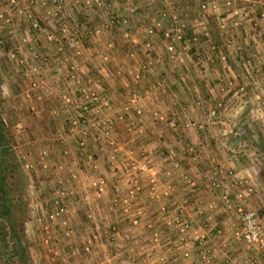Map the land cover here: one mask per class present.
I'll list each match as a JSON object with an SVG mask.
<instances>
[{
  "label": "crops",
  "instance_id": "obj_1",
  "mask_svg": "<svg viewBox=\"0 0 264 264\" xmlns=\"http://www.w3.org/2000/svg\"><path fill=\"white\" fill-rule=\"evenodd\" d=\"M228 1L231 2V5H227L225 0L210 2L208 9L200 17L199 26L202 28H193L192 22L188 20L186 21L188 30L190 33L196 34L206 44L207 38L204 37L203 31H201V29H204L222 51L221 39L223 33L219 29V24L224 22L230 41L232 40V47L239 48L236 57L231 55V63L240 72L244 61L238 60L237 57L239 59L244 56L247 57H244L245 60L258 69L260 85L264 89V19H260L258 16L261 11H264V0L254 3H246L244 0ZM51 3H47L45 8L38 6L35 10L46 22L45 31L47 32L58 33L61 30L59 24L63 19L70 29L73 28L75 31H77L76 29L91 30L94 37L99 34L98 39L100 41L97 42L96 46L105 48V44L107 42L112 43V40L117 44L119 42L124 43L120 38V33L115 34V32L130 29V27L132 31L137 29L140 31L141 34L133 33L131 38L133 44H127L128 48L133 49L135 47V50L140 51V54H136L134 58L135 54L130 56L131 53L128 50L126 52L121 50L125 46H120L122 53L118 49H114L107 55L109 56L108 63L110 64L108 65L110 66L114 62L119 63L123 68L128 67V71L136 69L138 64L145 61L149 56L148 54L145 57L142 53L144 52V46H147L144 45L142 39L146 37L151 39L150 45L154 51L153 55L151 53L153 58L151 61L159 58L162 59V63L153 62L149 71L143 75L138 83L131 80L127 73L126 81L123 77L119 79L118 86H114L115 89L112 90V94L115 99L118 98V101H116L118 108L126 102L131 93L137 95L136 105L129 106V111L123 117V122H119L117 125L123 127L124 122L128 124L131 120H135L138 125L137 128L140 129L136 130L133 137L141 139V143H149L151 145L150 149L154 150L155 148L157 152L160 151L165 156L159 158L157 180L150 182L136 173L123 174L121 172L122 174H120L119 170L114 171L113 163L108 157V147H103L102 150L91 148L94 149V154L98 151L94 169H89L86 165H83L82 157L77 156L75 138L67 142L66 149H69V152L65 154V157L61 155L60 149H52L55 161L60 162L61 159L59 164L61 168L53 170L56 186L63 185L65 182L67 186L71 184L70 187L76 193V198H79L85 204L77 207L81 210L75 216L62 214L54 223V229L51 232L58 234L57 237H59L67 229L72 230L73 225H76V223L81 225L88 221L90 226L86 229L87 234L95 236L86 257L84 255L74 257L68 255V253L65 254L66 250L74 247L67 246L68 241L63 244L57 241L63 255L65 254L63 257L66 256L65 259H62L64 263L61 260H56L58 264H250L251 258L256 256L259 258L257 264H263L261 259L264 257V251L258 252L253 248H247L243 242L235 240L233 233L238 227V222L234 217V213L217 207L218 203L215 195L206 188L207 185L202 179L205 171L211 166L223 164L230 167V160L235 155L229 156L226 151L219 149L217 142L221 143L222 139L215 134L207 135L200 132L199 134L189 133L188 136H181L179 133H174L175 129H170L172 126L170 122H174L173 116L175 114H177L175 125L179 123L181 125L187 120L185 112L188 117H193L195 121H198L197 116L201 117L200 110H197V114H192L193 106H189L195 100H205L212 105L214 99L224 101L234 93H238L235 90L238 86H235L234 92L221 93L219 82L227 79L229 81L231 79L240 81L231 70H228L229 72L221 71L217 55L206 52V50L192 49L186 51L182 49L181 45H178L184 65H179L175 71L171 70L172 64L161 58V55H166V53L162 50L164 43L160 37V32L170 25L169 22L171 21L167 20L168 18L170 20L172 13H180L186 8V0H172L171 5L167 6L159 4L157 1L146 2L141 0L140 3H137L136 9L138 8V11L136 14L131 15L133 16L131 21L128 19L130 25L116 27L109 33L99 30L101 29L99 26L103 22L102 16L104 14L102 12H99L102 14H97L96 10L85 9L80 5L73 4L71 12H62L57 16L60 19L54 20V18L47 17L49 10L53 9L54 6ZM29 4H31V0ZM118 4L119 6L116 8L110 9L109 7L108 10L103 11L106 14L109 12L118 16H129L127 9L129 2L120 0ZM235 9L238 11V15H234ZM1 12L6 16L9 15L7 5L0 1V14H2ZM196 15H198L197 12H191L192 17ZM12 17V26L14 31L17 34L19 33V36L16 38L15 35L13 42L11 40L6 42L8 46L16 47L18 51L20 49L19 52L25 56L28 50L27 47L34 46L36 38L34 39L30 35L23 21L14 15ZM94 28L99 30L98 34L95 33ZM5 29L0 25V57L3 55V58L8 57L9 61L14 62L15 59L10 57L9 50L6 54L3 53L2 46H5V41L1 37L5 33ZM148 30H152V34H149ZM84 41L80 40V43L82 44ZM39 43L43 46L49 44L43 37H40ZM80 43L78 41V46L81 45ZM120 54H123V61L120 59ZM98 58L96 56L94 59H85L88 63L98 64L100 63L97 60ZM199 69H203L205 75L200 76L198 74ZM159 81H162L163 85L167 87L159 88L157 85ZM108 84L110 86L109 82ZM108 89L111 91V88L108 87ZM137 110L139 113L136 112ZM154 113L164 114L165 116L159 122L160 120H157L158 118L155 117ZM199 123H201V120H199ZM41 125L44 126V123L41 122ZM119 136L120 141L133 143V137L128 139L122 130ZM247 138L243 141L239 140L247 143L248 147L244 150L245 153L236 156L241 159V173L247 175L251 184L255 187L250 205L258 209L260 222L264 227V161L262 160L264 159L262 156L264 153L262 150L257 149L256 144L258 141L256 137L251 135ZM42 141L43 137L35 139V142ZM187 145H192L199 150L200 154L196 162L189 159L185 160V157L182 158L179 154L178 151ZM168 157L181 161L183 164L182 170L191 179L195 180L194 193H189L186 187L188 185L181 182L177 175L170 178L160 176V171L165 167L164 164H166ZM75 174L77 175L76 180L73 177ZM71 177L72 181L70 180ZM100 178L105 179V191L99 198H96L92 195V183L97 182ZM62 179L65 182H62ZM42 183L44 184V181ZM166 186H175L171 192L172 195L167 196L165 194ZM38 195L39 202L37 203L39 204L43 201L44 205L52 208L53 203L56 202L51 198L52 193L49 194L47 191L42 196L39 191ZM58 202L64 205L70 204L65 198L59 199ZM122 202H126L127 206H131L129 215H123L120 212L121 208L125 206ZM193 202H196L197 206ZM180 207L182 208V214L179 215L178 208ZM45 210H47L46 207ZM41 212L43 211L41 210ZM36 217L39 220V215ZM131 218L136 219L137 224H133ZM186 218L192 222L193 231L186 234L187 237L184 241H179L177 238L178 223L176 221ZM149 223L153 225L152 229L145 227ZM106 225L114 227L117 239L109 240L104 236L103 231ZM148 227H150V224ZM81 229L84 231L83 227ZM195 230L197 233L204 235L203 240L194 237L196 236V234H193ZM68 232H70L71 237L80 236L81 234ZM61 239L64 240L65 238L62 236ZM57 259H60V257ZM40 263L48 264L47 258H44Z\"/></svg>",
  "mask_w": 264,
  "mask_h": 264
},
{
  "label": "rangeland",
  "instance_id": "obj_2",
  "mask_svg": "<svg viewBox=\"0 0 264 264\" xmlns=\"http://www.w3.org/2000/svg\"><path fill=\"white\" fill-rule=\"evenodd\" d=\"M0 1L3 2L4 5H7L9 9L8 16L4 15L2 12V14H0V25L6 28L4 30L5 33H3V36L1 37L3 41H5V46H2L3 53L6 54V52L9 50L11 55L10 57H12V59H15L14 62L10 59L12 61L11 63V61L7 59L8 57L3 58V55L2 57H0V118L4 126L10 133L11 143L9 145H11L12 148L11 160L14 165L13 174L10 178H8V181L11 182V212L15 219V235L17 234L21 244L23 245V249L15 248L14 245H12L9 241H7V239H5L4 233L0 228V264H41L40 261H42L44 258H47L48 264H58L56 260H61V262H63L62 259H65L66 256H63L66 253L74 257L82 255L86 257L90 244H92L93 240L95 239L94 235L92 236L91 234H87L86 229L88 226H90V224H88V221H85V224L82 223L81 225H78V223H76V225H73L72 230L67 229L63 233V235H59V237H57L58 234H54L53 232H51V230L54 229V223L57 222V220L61 216L56 219L53 225L49 224L45 213L41 212V215L40 211L44 210L45 207L49 208L50 206L47 207L48 205H44L42 200V203L40 205L41 208H39V205H37V202L39 201V191L41 196L45 194L46 191L51 194L52 190L57 184L56 180L54 179L55 174L53 170L61 168L59 167L61 159L59 160L60 162L55 161V156H53L54 153L52 152V149H60L61 155L65 157V154L69 152V149H66L67 142L70 141V139L75 138V151L77 152V156L82 157V164L91 169L88 166L89 162H87L83 156L78 154V140L81 137V133L79 131V128H76L66 120V113L63 112L64 108L61 107L60 101L58 99V89L63 85L65 76H68L71 73H75L81 78V81H83L88 88L95 89L96 91L104 94L106 93L109 99H111V103L116 106V101H118V98L115 99L114 95L112 94V90L115 89L114 86H118L119 79H122V77L126 81V78L128 76L127 71L129 68H123L119 63L117 64L114 62L111 63L112 66L108 65L110 63H108L109 56L107 55L110 54V51H114V49H118L120 53H122L121 50H124V52L128 50L129 53L135 54V58L136 54H140V51L135 50V47L133 49L128 48L127 44L132 43L131 38L133 33H141H139L140 31L138 29L136 31L130 30L131 27L130 29H123L119 32H115V34L120 33V38L124 43L119 42L117 44V42L112 40L111 47H107L110 43L107 42L105 44V48H103L101 46H96L97 42L100 41V39H98V31L102 30L109 33L112 30L116 29V27L118 28L125 27L124 25H130L128 19L129 21H131V18L133 17L131 15L136 14V12L138 11V8L136 9V7L138 6L137 3H140L141 0H128V7H134V11H128L129 16L123 17L117 15L119 23H116L113 26L109 25L108 27L107 20L111 13L107 12L106 14L104 12L105 9L102 5L99 8L88 6L84 3L83 0H31V4H29L30 0ZM116 1L117 3H120V0ZM49 2H52L51 4L54 6L53 9L49 10L51 13L48 12L49 14L47 15V17L54 18V20H59L60 17L57 16H59V14L62 12H71L73 4L80 5L85 9H92L94 11L96 10L97 14L99 12H102L104 15L102 16L103 22L99 26L101 29L97 30L96 28H94L96 30L95 33L98 35H95L94 37V33L91 30L76 29L77 31H75V29L73 28L70 29L66 26V23L63 19L59 24L61 30L58 33L45 31L46 22L35 10H37L36 8L38 6H42L43 8H45L46 4ZM118 6L119 4L117 5V7ZM28 11L32 14L33 20L39 24L41 30H37L32 27L31 22L26 15ZM13 15L23 21L30 35H32L34 39L36 38L34 41L35 45L27 47L28 50L25 56H23L19 52L20 49L18 51L16 47L8 46L7 44L9 40L13 42V38L15 39V35L16 38L19 36V33L17 34V32L14 31V27L12 26ZM125 32H128L130 35L127 40L123 38V34ZM40 37H43L49 44H46L44 46L40 45ZM160 37L162 38V31L160 32ZM80 40L85 41L81 44ZM142 40L145 43L144 45L150 43L151 41L149 37L143 38ZM78 41L81 44L80 46H78ZM120 46H125V48L121 49ZM143 50L144 52L142 53L145 55V57L148 54L149 56H151V53L152 55L154 54L153 49L149 51L147 50L146 46H144ZM162 50L163 52H165L164 45ZM120 55V59L123 61V54ZM231 55L235 57L234 54ZM96 56L99 57L97 60L100 61V63L98 64L90 61V63H88V61L85 59H94V57ZM244 57L238 60H241L242 62L244 61L242 64L246 63V65L251 68L253 72H256V70L258 69L251 65L249 61L245 60V58L247 57ZM161 58L168 60L167 54L161 55ZM231 61L232 60L230 58V63ZM169 64H172V71L177 70L179 65H184L183 61L175 63L169 61ZM32 66H35L37 68L36 73H30V68ZM164 66L166 65L164 64ZM236 68L237 67H234L232 63L231 65H229V70L234 72L233 74H235L237 79H239L240 81L233 79L229 81L227 79L219 82V84L221 93L228 91L234 92L235 86H238L237 89H235L236 91H238V93H234V95H231L230 98L224 101L220 99H214L212 101V105H210L209 102L205 100H195L194 102L189 104V106H193L191 110L192 114H197V110H200L201 117L199 115L197 116L199 118L198 121H195L193 117H188L185 112V118H187V120L191 121L194 124L193 129H191L190 131L183 130L182 123L181 125L180 123L176 124L178 125L176 126L175 120L177 118V114L173 116L174 126H171L170 129H175L174 133H179L181 136H188L189 133L199 134L200 132H203L207 135L215 134L216 136L220 137V139H222L221 143L217 142V146H219V149L226 151V154H229V156L244 154V150H246L248 146L246 142L242 141L243 139H248L247 137L252 135L253 137L257 138V149L259 151L262 150L264 153V89H262L263 87L262 85H260V74L257 73V76H255V78L253 76L249 78L244 74L243 65H241L242 71L240 70V72ZM221 71L229 72L227 69H223L222 67ZM129 77L131 78V80H133L130 75ZM44 78L47 80L46 89L50 90L51 93L43 91L37 92L30 89V85L34 80L39 81ZM88 78L92 79L90 83L87 82ZM108 82L110 83L111 87L109 86ZM251 86L255 88L254 94L251 92ZM108 87L111 88V91L108 89ZM115 108L116 109H114V114L111 112V116L113 115L115 116V119H117L116 114L118 113L117 110L119 108L118 106H116ZM212 111L215 112L214 116L210 114V112ZM71 112L76 115V112L74 110L71 109ZM107 115L108 113L104 112L102 118H106ZM159 115L162 118L165 116L164 114L160 113ZM110 119H112V117H110ZM123 120L120 122H123ZM199 120H201V123H199ZM41 122L44 123V126H40ZM159 122H161V120ZM117 123H119V121H113L111 127H109L108 130L110 137H112L115 141L111 147L106 143H101L97 147L89 140L86 142V152L93 153L94 149L91 148L102 150L101 148L108 147L109 157L110 154H112L113 147L114 149L118 148L119 152H141L142 150H144V148L141 146L143 145L145 149L151 150L153 153V165L155 173H157V175L154 176L153 180H157V176L159 174L157 168L158 161L160 160L159 158H164L165 156L162 154V152H157L155 148V152L153 149H150L151 145L149 143H141V139H135V137H133L136 130L140 129L139 127L134 129L128 126L129 123L127 124L125 122L124 124L126 125L124 126L123 124V127H121V125H117ZM121 130L127 135L128 139H132L133 137V140L135 141H132L133 143H130V141H120L119 134ZM38 137H43V141L35 142V139H37ZM89 137H87V140L90 139ZM60 139L61 141H59ZM240 139L242 140L241 142L239 141ZM178 152L182 156V158L185 157V160L189 159L188 155L186 154V147L181 148ZM97 153L98 151L94 154V159H97ZM262 156L264 157V154ZM135 160H137V155H134L131 158L128 157V155H122L120 158H118V160L112 161V163L114 162V171L117 172V168L119 167L118 172L120 174L133 173V170H128L126 172L125 169L130 166V164L127 163H135ZM262 160L264 161V159ZM171 161L178 162L182 168L183 164L181 163V161L168 157V159L166 160V164H164L165 167L160 171V176H163L164 178H170L169 176L165 175V172L169 170L168 168ZM231 161L232 160H230V163L232 164ZM29 163L33 167H36V172L29 171V168L25 169V165H28ZM137 175H141L143 178H146L150 181L151 176H146L143 174ZM76 176V174L73 175L74 180H76ZM42 180L44 181V184H41V182H43ZM70 180H73L72 177L70 178ZM49 181L52 182L49 183ZM97 181H99V179ZM62 182L65 181L62 179ZM63 184L66 189L74 192V190L70 187L72 186L71 184L70 186H67L66 182ZM28 186H36L38 190L37 194L33 196L34 201H32V199L30 201L28 199L25 201L24 196L28 191ZM74 194L76 197L75 192ZM68 201L70 202V204H68V207L69 209L71 208V210L67 213V216L77 215L78 211L80 212L81 210L77 207L85 204L79 198H77L76 201ZM127 207L130 208L131 206ZM217 207L221 208V204H219ZM34 210L36 212H34ZM122 210L123 209L121 208V213ZM256 210L258 212V209ZM31 211L34 212L33 215H30ZM37 215H39V220L36 217ZM1 222L2 220L0 218V223ZM149 224L150 227H148ZM149 224H146L145 227L147 229H152L153 225L151 223ZM46 225H50L48 226L47 230H45L44 228V226ZM82 227L84 231L81 229ZM262 228L264 229L263 226ZM68 231L81 234L80 236L75 235L71 237V234ZM103 233L106 238H109V240L117 239V236H115L114 227L112 226L106 225L104 227ZM62 236L65 238L64 240L61 239ZM57 241L60 242V244L68 241L67 246H73L74 248L66 250L67 252L65 251V254L63 255V252L60 250L61 248L57 245ZM23 251L25 255L28 256V263L24 261V257L22 254ZM59 257L60 259H57ZM116 260H118V258H116Z\"/></svg>",
  "mask_w": 264,
  "mask_h": 264
},
{
  "label": "built area",
  "instance_id": "obj_3",
  "mask_svg": "<svg viewBox=\"0 0 264 264\" xmlns=\"http://www.w3.org/2000/svg\"><path fill=\"white\" fill-rule=\"evenodd\" d=\"M84 3L88 6H94L99 8L101 5L104 7L105 10H108L109 7L116 8L117 7V1L116 0H83ZM124 2H128V0H122ZM146 2H155L157 1L159 4L162 5H171L172 0H144ZM213 0H186V8L182 10L180 13H172V16H170V20L168 18L167 21L169 22V26L166 29H162V40L164 43V49L167 54V59L171 61L172 63L175 62H182V57L180 55V51L178 49V45L182 46V49L189 51L192 49H196L198 51L206 50V52L209 53H215L217 56V61L220 63V66L223 69L229 70L230 58L231 54H234L236 57L237 51H239V48H233L228 31L225 28V23L219 24V29H221L223 33L222 37V45L223 50L221 51L218 47L215 41H212L209 37L208 33L204 29H201L203 31V35L205 38H207L206 44L203 43V41L194 33H190L188 30V26L186 24V21L190 20L192 22V26L195 29H200V17L201 14L204 13L209 5L210 2ZM227 5H231V2L228 0ZM246 3H254V2H262V0H244ZM65 2V1H64ZM63 4V2H62ZM64 6V4H63ZM135 9L134 7H128V11L133 12ZM191 12H197L198 15L192 17ZM27 17L29 18V21L31 22V25L34 29L41 30L39 24L33 20L32 14L28 11L26 13ZM234 15H238V11L235 9ZM246 15V14H244ZM259 18L264 19V11H261L259 13ZM235 22V21H234ZM107 27L113 26L116 23H119L118 17L115 13H111L107 20ZM236 23V22H235ZM149 34H152V30L147 31ZM130 37L128 32H125L123 34V38L127 40ZM147 50L151 51L152 46L150 43L146 44ZM112 44L109 43L107 47H111ZM132 55V54H131ZM130 55V56H131ZM106 59V58H105ZM153 58L151 56H147V59L140 63L136 69L129 70L128 75H130L133 79V81L138 82L142 79L143 75L149 71L151 64L157 63L161 64L162 59H155L151 61ZM237 59H239L237 57ZM167 60V61H168ZM168 61V62H169ZM244 68V74L246 77L257 76V73L259 72L256 70V72H253L251 68H249L245 63L243 64ZM28 71V70H27ZM37 68L35 66H32L30 68V73H36ZM198 74L200 76L205 75V72L203 69L198 70ZM65 81L61 88L58 89L59 92V101L61 104V107L64 108L63 112L66 113V120L68 123H71L76 128H79V131L81 133V137L78 140V154L83 156L87 162H89L88 166L91 169H94V153L86 152V142L91 141L94 143L97 147L99 144H108L110 147L114 144V140L109 135V127H111L112 122L114 121H122L124 114H126L129 110V106L136 105L138 98L137 95L134 93H131L129 95V98L126 100L124 104L120 106V108L117 110L118 113L116 114L117 119H115V116H111V112L114 114V109H116L114 104H112L111 99H109L108 95L105 93H101L99 91H96L95 89L88 88L83 81H81V78L75 74L71 73L68 76H65ZM67 78V80H66ZM92 79L88 78V83H90ZM46 82L47 80L44 78L42 80H34L31 85L30 89L37 91V92H48L51 93L50 90L46 89ZM158 87H165L163 85L162 81H159L157 83ZM251 92L254 94L255 88L251 86ZM38 94V93H37ZM39 98V97H38ZM253 98V95H252ZM222 105V103H221ZM220 106V104H219ZM71 109L76 112V115H74L71 112ZM106 112L108 115L106 118H102L103 113ZM139 113V111H136ZM212 116L215 115V112H210ZM155 117L162 120L163 118L158 114L154 113ZM112 117V119H110ZM128 126L132 127L134 129L137 128V123L135 120H131L128 122ZM172 126H174V122H170ZM209 123V122H208ZM194 124L186 120L182 123V129L185 131H190L193 129ZM90 137H89V136ZM87 137L90 139L87 140ZM61 141V139L59 140ZM134 141V140H133ZM144 150L141 152H133V151H123L119 152L118 148L113 147L112 154H110L109 158L111 161H116L118 158H120L122 155H128V157H133L134 155H137V160H135V163H127L130 164V166L125 169L127 172L128 170H133V173L136 174H143L146 176H151L150 182H154V176L157 175L154 170V163H153V153L151 150L145 149L143 145H141ZM186 154L188 155L189 159L191 161H196L200 152L199 150L192 146L187 145L186 146ZM232 164L230 167H227L223 164H217L214 166H211L208 168L204 175L202 176L204 179L205 184L207 185L206 188L212 192L213 195H215L218 205L221 204V208L223 210H228L234 213V217L236 221L238 222V227L236 230H234L233 236L235 240L243 242L247 248H253L258 252L264 251V229L262 228V225L260 223V217L258 215V212L255 208H253L250 205V201L255 193V187L251 184L250 180L248 179L247 175H243L240 171V159L238 156L232 157ZM94 161V162H93ZM114 163V162H113ZM31 172H36V167H33L30 165V163L25 165V169H28ZM119 170V167L117 168ZM121 169V168H120ZM169 170H167L165 175L172 177L177 175V178L185 183L187 187V190H189V193L195 192V180L191 179L187 173H185L180 164L175 161H171L169 165ZM124 170V169H123ZM105 179L100 178L99 181L92 183V195L96 198H99L102 193L105 191ZM28 191L25 194V201L28 199L29 201L32 199L34 201L33 196L37 194V188L36 186H28ZM175 186H166L165 194L168 196L173 191V188ZM231 191H234L231 193ZM51 198L53 200H56L55 203H53L52 208L49 207L47 210H42L45 213V216L47 220L49 221V224H53L56 219L59 216H62V214H67L70 212L71 208L69 209L68 205H64L58 202L59 199H67L70 201H76L77 198L75 197V194L73 191L66 189V187L63 185L55 186L52 190ZM39 202V201H38ZM125 206L122 207V214L123 215H129V208L127 207L126 202H122ZM194 205L197 206L196 202H193ZM215 204V203H213ZM39 205V208H41V203H37ZM217 205V206H218ZM35 207V206H34ZM43 208V207H42ZM34 212H36L34 210ZM33 211L30 212V215L34 214ZM179 215L182 214V208H178ZM131 221L133 224H137V220L134 218H131ZM177 229H178V240L184 241L187 237V233H190L193 231L192 223L186 218L182 220H177ZM48 226H44L45 230L48 229ZM47 232V231H46ZM196 234L197 239L203 240L204 235L199 234L196 232L193 233ZM259 258L253 257L250 260V264H257ZM262 262L264 264V257H262Z\"/></svg>",
  "mask_w": 264,
  "mask_h": 264
},
{
  "label": "trees",
  "instance_id": "obj_4",
  "mask_svg": "<svg viewBox=\"0 0 264 264\" xmlns=\"http://www.w3.org/2000/svg\"><path fill=\"white\" fill-rule=\"evenodd\" d=\"M10 133L4 126L0 118V218L2 220L1 231H3L5 239L14 245L17 249H23L17 234L15 235L14 217L11 212V186L8 178L14 171V165L11 160L12 148L9 145ZM22 251V250H21ZM24 261L28 263V256L23 251Z\"/></svg>",
  "mask_w": 264,
  "mask_h": 264
}]
</instances>
